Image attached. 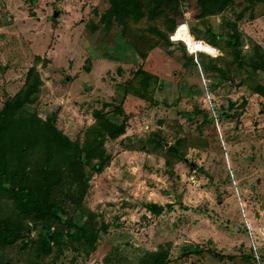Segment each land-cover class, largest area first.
Wrapping results in <instances>:
<instances>
[{"label": "rangeland", "instance_id": "374dc122", "mask_svg": "<svg viewBox=\"0 0 264 264\" xmlns=\"http://www.w3.org/2000/svg\"><path fill=\"white\" fill-rule=\"evenodd\" d=\"M236 2L203 20L185 6L166 41L149 30L161 21H104L109 0H0V115L41 58V118L82 146L97 112L128 127L104 141L101 174L88 166L86 206L110 225L97 250L77 242L55 262L0 246V264H143L160 250L168 264H264V74L235 62L226 28L238 22L246 59L264 50V0ZM13 205L0 196V221Z\"/></svg>", "mask_w": 264, "mask_h": 264}, {"label": "trees", "instance_id": "16d2710c", "mask_svg": "<svg viewBox=\"0 0 264 264\" xmlns=\"http://www.w3.org/2000/svg\"><path fill=\"white\" fill-rule=\"evenodd\" d=\"M236 1L109 0L108 16L103 20L109 18L110 24L117 23L124 32L145 20L161 21L167 31L157 26L149 30L156 38L166 40L184 19L185 6L193 7L195 19L203 20L224 14L237 5ZM247 1L254 4L255 0ZM250 9L253 10L251 5L238 18H244ZM251 19H255L252 14ZM226 28L232 31L228 46L233 49L235 62L264 74V50L254 45L253 55L246 59L241 50L246 36L238 22L230 20ZM42 63L41 58L36 60L23 89L6 102L0 115V196H8L14 204L11 214L0 221V246L16 248L19 253L28 251L39 260L53 257L57 262L70 244L79 242L94 252L101 238L109 233L110 225L85 203L90 190L88 166L101 174L112 161L104 141L122 138L128 127L97 112L96 123L82 146L59 129L56 119L41 118L35 105L45 85L41 69L46 65ZM256 92L264 97V86H258ZM148 210L160 212L156 205H149ZM169 253H152L143 264H168Z\"/></svg>", "mask_w": 264, "mask_h": 264}, {"label": "built area", "instance_id": "2783aa9c", "mask_svg": "<svg viewBox=\"0 0 264 264\" xmlns=\"http://www.w3.org/2000/svg\"><path fill=\"white\" fill-rule=\"evenodd\" d=\"M203 44H204V43H203ZM199 45H200V43H198V46H197V47H198V48H197L198 51H197V52L211 53V52H206V51H204L203 49H200V46H199ZM214 50H215V49H214ZM215 51H216V50H215Z\"/></svg>", "mask_w": 264, "mask_h": 264}]
</instances>
